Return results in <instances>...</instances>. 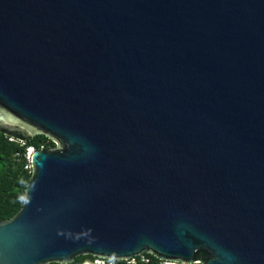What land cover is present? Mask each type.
I'll list each match as a JSON object with an SVG mask.
<instances>
[{"label":"water","instance_id":"water-1","mask_svg":"<svg viewBox=\"0 0 264 264\" xmlns=\"http://www.w3.org/2000/svg\"><path fill=\"white\" fill-rule=\"evenodd\" d=\"M0 131V264H264V0H0Z\"/></svg>","mask_w":264,"mask_h":264},{"label":"trees","instance_id":"trees-1","mask_svg":"<svg viewBox=\"0 0 264 264\" xmlns=\"http://www.w3.org/2000/svg\"><path fill=\"white\" fill-rule=\"evenodd\" d=\"M55 143L43 135H35L21 141L0 131V221L15 215L21 208L24 189L31 175L27 151L54 148ZM96 261H101L97 263ZM129 260L101 259L92 255H82L68 264H164L150 253ZM59 264V263H50Z\"/></svg>","mask_w":264,"mask_h":264},{"label":"built area","instance_id":"built-area-1","mask_svg":"<svg viewBox=\"0 0 264 264\" xmlns=\"http://www.w3.org/2000/svg\"><path fill=\"white\" fill-rule=\"evenodd\" d=\"M33 150V148H32ZM27 168H30V165L27 166ZM97 263H100L101 261H96ZM129 263H134L133 259L129 260ZM164 264H179V263H175V262H164Z\"/></svg>","mask_w":264,"mask_h":264},{"label":"rangeland","instance_id":"rangeland-1","mask_svg":"<svg viewBox=\"0 0 264 264\" xmlns=\"http://www.w3.org/2000/svg\"><path fill=\"white\" fill-rule=\"evenodd\" d=\"M30 149H32V148H30ZM30 149H28V151H27V157H28V156H29V154H30V153H29V150H30Z\"/></svg>","mask_w":264,"mask_h":264},{"label":"bare ground","instance_id":"bare-ground-1","mask_svg":"<svg viewBox=\"0 0 264 264\" xmlns=\"http://www.w3.org/2000/svg\"><path fill=\"white\" fill-rule=\"evenodd\" d=\"M31 152H32V149L29 150V153H30V154H31Z\"/></svg>","mask_w":264,"mask_h":264}]
</instances>
